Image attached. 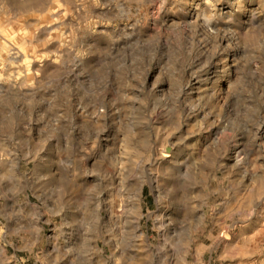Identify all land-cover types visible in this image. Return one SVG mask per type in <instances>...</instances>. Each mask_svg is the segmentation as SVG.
<instances>
[{
	"label": "rangeland",
	"instance_id": "1",
	"mask_svg": "<svg viewBox=\"0 0 264 264\" xmlns=\"http://www.w3.org/2000/svg\"><path fill=\"white\" fill-rule=\"evenodd\" d=\"M186 1L0 0V264H264V0Z\"/></svg>",
	"mask_w": 264,
	"mask_h": 264
},
{
	"label": "bare ground",
	"instance_id": "2",
	"mask_svg": "<svg viewBox=\"0 0 264 264\" xmlns=\"http://www.w3.org/2000/svg\"><path fill=\"white\" fill-rule=\"evenodd\" d=\"M142 1H145V0H142ZM147 1H149V0H147ZM218 1L221 4V6L225 5L224 8L220 7L219 13L222 15H228V14L234 13V15H236V18H235L236 24L241 22V19L243 17V13L245 11H251V12L253 11L251 2L247 3L246 1L244 2L243 0H218ZM205 3H203V0H187L185 2V7H184L185 12L182 15L183 16L182 19L185 22L187 21V23L189 24V28L193 27V30H195V31H193L194 33H192L191 36H192V39L197 41L198 45H211L212 43L214 45H216L215 46L216 49L213 52V54L211 55V57H214V58L217 57L220 59V63H223L224 60L228 59V57H234V56L238 55V52L240 51V49H239L238 45L232 43V38L234 36H232V38H229V36L220 35L218 28H217L218 29L217 31L212 30L213 25L211 23V20L207 19L208 17L207 18L204 17L203 14L201 15V13L203 11L200 8L203 6V4L205 5ZM208 6H206V7L208 8ZM206 7L204 6V8H206ZM154 21H152V23ZM156 24H157V22H156ZM185 25H186V23H185ZM197 36H198V39L196 38ZM237 39H239V38H237ZM233 42H235V41H233ZM197 44H196V46H197ZM227 65L229 68L231 67V66H229L230 64H227ZM8 90H9V92L12 91L13 90L12 86H9V88H8L5 85L0 83V95H1V93H5ZM159 153L162 157H167L170 155L169 153L165 152L164 150H162ZM0 157H4V156L0 155ZM7 173L9 174V172H7Z\"/></svg>",
	"mask_w": 264,
	"mask_h": 264
}]
</instances>
